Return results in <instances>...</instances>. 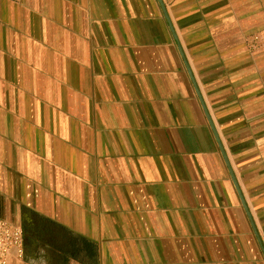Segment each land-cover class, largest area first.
I'll return each mask as SVG.
<instances>
[{"label":"crops","instance_id":"crops-1","mask_svg":"<svg viewBox=\"0 0 264 264\" xmlns=\"http://www.w3.org/2000/svg\"><path fill=\"white\" fill-rule=\"evenodd\" d=\"M264 0H0L9 264H264Z\"/></svg>","mask_w":264,"mask_h":264},{"label":"built area","instance_id":"built-area-1","mask_svg":"<svg viewBox=\"0 0 264 264\" xmlns=\"http://www.w3.org/2000/svg\"><path fill=\"white\" fill-rule=\"evenodd\" d=\"M264 34L254 33L248 40L251 49L262 47ZM15 252L18 257L24 254L23 229L9 221L0 220V264H9V255Z\"/></svg>","mask_w":264,"mask_h":264}]
</instances>
